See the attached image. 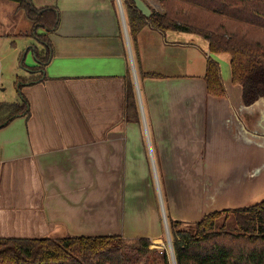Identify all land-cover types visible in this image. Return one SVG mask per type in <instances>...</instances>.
<instances>
[{
	"label": "crops",
	"instance_id": "crops-1",
	"mask_svg": "<svg viewBox=\"0 0 264 264\" xmlns=\"http://www.w3.org/2000/svg\"><path fill=\"white\" fill-rule=\"evenodd\" d=\"M120 2L32 0L57 12L54 29L36 30L16 1L0 0L1 39L40 30L51 43L43 68L44 43L21 61L33 73L24 78L42 73L23 83L30 114L0 127V237L122 235L160 247L167 216L195 223L263 196L264 102L244 105L231 55L151 26L134 43ZM210 56L223 97L207 91Z\"/></svg>",
	"mask_w": 264,
	"mask_h": 264
},
{
	"label": "trees",
	"instance_id": "trees-1",
	"mask_svg": "<svg viewBox=\"0 0 264 264\" xmlns=\"http://www.w3.org/2000/svg\"><path fill=\"white\" fill-rule=\"evenodd\" d=\"M12 1L34 21L36 30L54 29L57 21L54 8H37L32 0ZM159 1L165 12L152 9L148 17L134 0H122L132 42L145 26L162 32L198 34L209 42L212 53L231 55L232 81L242 87L246 105L264 98V0ZM203 11L207 12V19L203 18ZM36 36L45 45L35 52L40 62L38 68H43L51 56V43L46 35L36 32ZM41 76L42 73L34 74L21 82ZM205 78L208 93L217 97L226 95L220 64L211 56ZM29 114V101L24 96L16 102H0V125ZM167 220L176 264H264V199L208 213L195 223L186 224L169 216ZM156 252L164 256L165 264H170L167 252H158L146 237L132 240L122 235H69L60 239L0 237V264H130L132 256L147 259Z\"/></svg>",
	"mask_w": 264,
	"mask_h": 264
},
{
	"label": "rangeland",
	"instance_id": "rangeland-1",
	"mask_svg": "<svg viewBox=\"0 0 264 264\" xmlns=\"http://www.w3.org/2000/svg\"><path fill=\"white\" fill-rule=\"evenodd\" d=\"M148 3H149V5H151L153 7L154 11L165 12L164 5L162 3H160L159 1L154 0L153 2L149 1ZM39 5H43V4H39ZM37 8H42V7H37ZM202 15H203L204 19L208 18V14L205 11L202 12ZM221 21H223V19H221ZM37 33L41 34V31L39 30ZM30 43H35L38 47H41L43 45L44 41L40 40V38L38 36H36L35 34H33V36H31L30 38L29 37H27V38H16V36L15 37L10 36V37L4 38V39L0 38V102H4V101L16 102V101H19L20 99H22L21 91L23 92L25 85L23 84L24 82H22V84H20V83L24 77H27V76H30L33 74L32 72H30V73L27 72L28 67L26 66V62L23 64L21 63L22 59L24 58V55H26L25 52H26L27 48L29 47L28 45ZM225 73L227 75V73H228L227 69H225ZM212 96H214V95H212ZM142 120L147 121V118L144 115V112H143ZM257 151H259V150H257ZM257 157L262 158L263 156L259 157V155H257ZM255 161L257 162L258 159H256ZM154 181H155V185L157 182L156 188L158 189L160 186H159V180L156 178V176H154ZM161 183L163 186L161 194H162L164 206L167 209L169 207L168 194H167L166 188L164 187L163 178H161ZM223 191H225V190H223ZM255 196H256L255 194L252 195V197H255ZM263 199H264V194L259 199L257 198L255 200H253L251 203H247V206L252 205L254 203H257ZM168 210L169 209H167V211ZM169 214L170 213L168 211V215ZM188 229L193 230V227H189ZM157 246H155V248L158 252L161 253L160 249H163L167 252L168 257L170 259L169 260L170 264H173L172 263V256H171V249H170V244H169L168 238L166 239V241H164L162 243V248H159ZM130 264H165V259H164V256L162 254H158L156 252V253H153L152 255H150V257L147 259L140 257V256H132Z\"/></svg>",
	"mask_w": 264,
	"mask_h": 264
},
{
	"label": "water",
	"instance_id": "water-1",
	"mask_svg": "<svg viewBox=\"0 0 264 264\" xmlns=\"http://www.w3.org/2000/svg\"><path fill=\"white\" fill-rule=\"evenodd\" d=\"M135 3H136V7L141 10L143 12L144 15L146 16H151L152 15V8L150 7V5L144 1V0H134ZM120 2V0H119ZM121 3V2H120ZM241 90H242V87L240 86ZM242 100H243V97H242ZM261 102H264V98L261 97L259 98L258 100H256L253 104L251 105H246L244 100H243V103L246 107H254V106H257V105H260ZM7 122H4L3 124L0 125V127L6 125ZM167 238L169 240V244H170V249H171V256H172V261H173V264H176V261H175V257H174V251H173V244H172V240H171V236H170V231H169V227L167 225Z\"/></svg>",
	"mask_w": 264,
	"mask_h": 264
},
{
	"label": "built area",
	"instance_id": "built-area-1",
	"mask_svg": "<svg viewBox=\"0 0 264 264\" xmlns=\"http://www.w3.org/2000/svg\"><path fill=\"white\" fill-rule=\"evenodd\" d=\"M159 247V246H158ZM159 248H162V246H160ZM160 251L162 252L163 251V249H160Z\"/></svg>",
	"mask_w": 264,
	"mask_h": 264
}]
</instances>
